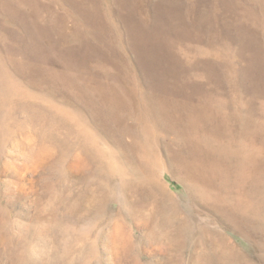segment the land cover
<instances>
[{"label": "bare ground", "instance_id": "obj_1", "mask_svg": "<svg viewBox=\"0 0 264 264\" xmlns=\"http://www.w3.org/2000/svg\"><path fill=\"white\" fill-rule=\"evenodd\" d=\"M39 1L40 0H0V13H7L9 19L16 20L22 26L25 25V31L21 35L14 33L15 35L11 34L12 36L9 35L10 37H4L0 34V38H4V40L10 38L11 40L8 44H6V42L3 43L4 41L2 42V39L0 40L1 94H4L6 90L5 94L10 97L9 90L15 87V83H18L17 81L19 79L14 78L12 72L20 74L24 79L20 80L21 82L23 81V83L27 85L29 83L38 87V89H47L51 93H57L58 88H65L71 95L73 94V97L75 96L85 104L99 126L104 127L108 132L117 133L118 135H115L121 140L124 135H129V137L130 135L132 136L129 142L121 141L122 149L124 150L123 153L129 152V155H127L130 157L131 161H139L137 163H141V161L148 159L149 156V138L145 135V128L157 126L165 132V129H167L174 134L172 140L179 144L181 148H187L189 151L187 154L180 152L181 155L178 156V162H175L176 160L174 162L181 167V172L182 168L186 170L184 171V178L192 181L196 186H200L201 183H203V186L206 184L205 180H203V171L201 167L198 166V163L200 160L204 161L207 158L210 159L215 153L214 150H203L201 147L203 142L199 139L200 136L198 135V139L190 137L188 134L190 129H192L193 133H198L203 129L209 131L210 134H213L212 138L216 141V144L218 143L219 146L225 145L236 150L237 154L235 157L246 161L247 164L254 161L259 165L263 164L264 123L262 118H256L257 116L253 118L254 122L250 121L251 123H248L245 120V116L248 117L247 114H251V117L259 110L264 112V0H253L255 3H252L246 9L242 10L239 16H235V19L229 22H227V19L232 14L227 11V7L231 10H236L237 8L243 9L245 5H243L241 0H231L228 2L224 12H220L219 0H192V2L190 0L189 3L184 2L180 6L177 5L179 13H184L188 16H194L196 18L200 12L206 14L205 17L197 19L198 21L195 19V22H186L182 20H180V22L177 20L178 17L177 19H175L176 17L170 18L171 14L177 10L171 9L169 6L175 3L176 0H160V3L164 6H161L163 7L162 11H159L160 8L157 9L158 15L156 18L158 21L155 23V26H151L152 24L149 20H147L148 22L141 21V19L137 20L139 12L137 13L134 11L135 9H133L134 3L137 0H106L107 7L113 4L118 6V8L123 11L124 15L129 14L127 23L133 24L131 27L132 29H123V25L118 26L120 28L119 31L123 32L118 40V37L116 38L114 33L115 26L111 24L113 26L112 28L108 22H105V17H101L100 8L98 7L99 4L97 6V0H59L63 1L61 5L67 3L73 13H75V20H73L70 25H68V16L59 13L51 3L42 4ZM25 6L30 9L31 13L27 12L24 14V11L22 12L20 10L21 7L23 8ZM128 7L129 10H127ZM109 8L110 7H108V10ZM140 8H137V10ZM215 8L217 9L214 11ZM2 10H4V12ZM146 12H148L147 7L144 8V13ZM259 12L262 20L260 28L254 29L248 27L247 21L249 19L257 20ZM43 13H47L45 21H42L40 18ZM110 14L113 17V14L117 16L118 13H115L114 8L110 11ZM140 15L142 16V14ZM115 20L113 23L119 25ZM208 26H212V28L210 29ZM150 27H152L154 34H151ZM2 28L6 29L5 27ZM215 29L216 33L213 34L212 31L214 32ZM224 32L227 34H223ZM209 34H211L210 37H208ZM235 34H240L241 36L238 37ZM207 38L211 39L208 40ZM189 39L197 40L198 43L187 41ZM129 40L137 43L135 50L133 42ZM127 44L134 50L141 64L143 63L140 58H145L147 60L149 70H143V74L146 75L147 78L143 79L144 77H141V79L147 82L145 84H148V87L144 88L143 85L140 86L139 78L135 75H130L129 68L125 66V61L123 55L119 51V46L123 48V46H128ZM3 51H7V55L4 54V56ZM151 53L155 56H152ZM181 53L185 57L193 55L192 57L195 58L198 56V65L191 63L188 59L181 62ZM152 58L155 59L154 62L151 61ZM121 59L123 60L122 62ZM52 63L58 67H47V65H53ZM105 63H109L110 66L105 65ZM121 63L123 64V68L121 67ZM5 66H10L13 69L7 68L8 70H5ZM192 69H197V73L191 74L190 71ZM195 76L203 77L204 81L201 83L196 80L198 83H191L189 80ZM225 86L229 87L226 91ZM66 93L64 92L63 94ZM169 95H180L183 99L173 100L168 98ZM243 95H248V101L256 99L260 100L262 103H258L260 106L255 111L252 102L249 106V102L246 100L248 102L247 106L244 110H241L240 108L242 106L239 107L240 103L236 101V99ZM34 96L38 97L36 95ZM230 97L233 101H228V99L224 101V98L230 99ZM5 100L6 103H8L9 100ZM80 100L79 104L81 102ZM6 103L2 102L0 98V109L5 107ZM25 104L26 103H24V105ZM28 106L27 104V107ZM129 109L130 112H126ZM46 110L44 109V111ZM44 111H42V113ZM240 111H245L244 115L240 116ZM33 114L35 115V112ZM46 114L44 115L46 116ZM34 115L32 116L34 117ZM0 116L2 115L0 114ZM123 123L126 124L128 129H123L121 127ZM133 125H135L138 130L132 129L134 128ZM237 125L238 127L235 128ZM6 128L5 123L0 125L1 130H5ZM140 128L142 130H140ZM193 135L196 137L195 134H192V136ZM200 152L204 153L205 156L207 155V158L205 159V157L200 155ZM223 154L224 153H222V156ZM127 155L125 154V156ZM214 159L217 160L215 157ZM195 160L197 161L196 163H194ZM150 161L153 163V160ZM211 161L209 160V163ZM256 176H258V174ZM123 177L124 176H122V178ZM107 180L110 181V176L107 177ZM210 180L211 179H209L208 182ZM100 181L102 182V180ZM151 181L149 179L148 182ZM243 181L245 180L243 179ZM134 184L135 183H133V185ZM153 184L155 185V183ZM89 186H91L90 183L87 184L88 190ZM151 186L153 187L152 184ZM105 187L106 185L104 186L103 184H100L99 187H91L95 196L91 199L89 208L97 211V216L100 217L101 214H105L101 213V206L105 204L108 196L106 190L104 191ZM203 188L208 189L209 184L208 187L206 186ZM133 191L136 195L139 194L137 193L136 187L133 188ZM200 191V199L203 202L213 201L212 207L223 220L230 223L243 236L255 241V245L258 247V253L256 252L250 257L244 255V253L239 252L225 237L207 227H201L195 231L193 235L190 234L187 229L185 217L180 215L174 203L172 204V201L168 207L163 206L159 214H155V216L148 214V217L140 221L143 223L146 230H144L145 233L142 236H139L143 244L147 242L154 243L155 245L153 244V246L161 255L160 262L166 264H185L186 262L187 264H264V253L262 252L264 251L263 211L259 208H254L252 211L241 210L236 208L233 202L231 203L229 201V197L224 196L225 193L222 195V193L219 194V192L216 193V191L214 193L210 190L209 192H206L207 190ZM223 191L225 190L223 189ZM143 193H145V191ZM131 197L133 198V196ZM161 197L163 196L161 195ZM79 203L80 202H74V204H77L76 206H79ZM82 203L86 206V201ZM125 203H128V201L126 200ZM131 210L134 209L131 208L129 213H131ZM168 214H170L171 218L177 216L178 222L170 223V217L166 216ZM112 218H114V216ZM6 222L0 221V229L8 231L11 225H8ZM53 222V220L48 219L43 223ZM103 224L104 223L100 222L98 219L92 228L88 227L89 229L81 228L78 230L79 225L70 226L72 227L70 231H73L76 236L80 235L78 234L79 232L81 235H85V238L81 236L83 240L80 246L75 248L77 252L75 256L71 253L72 248H70V250L63 244L64 242H69L70 231H68V229L65 230L61 225L46 224L43 227V234H51L54 236L49 245L50 249L47 251L44 249V251L42 250L45 256L39 264H64V261L67 262V264H90L91 260L87 259L89 257V255L87 257V254L96 251L94 244L98 242L101 246L104 245L106 250V244H108L110 240L111 242L117 240L113 237H118L121 241L119 250L120 260L129 261V264H142L137 255L141 243L137 239L135 240L134 237H121L122 235H119L120 226L117 222L114 223V228L113 226L111 227L114 229L113 231H115V234L113 231L108 230L109 228L106 229V226ZM164 224L166 225V229H162ZM20 229L21 228H19V230ZM160 232H164L166 236L172 234L175 237H181V239L176 240L167 238ZM196 232L197 236H195ZM18 233L20 234L18 236L22 235V233ZM61 234L63 235L62 237H60ZM7 236L12 237V234H7ZM91 237H93V239ZM74 240H76V237ZM189 240L192 242L191 246L187 244ZM42 245L47 246L45 243ZM188 247H190L191 250H189ZM95 264H99L98 261L95 262ZM145 264L150 263L146 262ZM153 264L157 263L155 262Z\"/></svg>", "mask_w": 264, "mask_h": 264}, {"label": "rangeland", "instance_id": "obj_2", "mask_svg": "<svg viewBox=\"0 0 264 264\" xmlns=\"http://www.w3.org/2000/svg\"><path fill=\"white\" fill-rule=\"evenodd\" d=\"M230 1L231 0H219L220 12L225 11V6L228 5V2ZM241 1L243 5H245L243 9L237 8L236 10H231L229 7H227V11H229L232 14L231 16L228 17L227 22L234 20L235 16H239L242 10L246 9L252 3H255L253 2V0H241ZM39 2H41L42 4L51 3L54 6V8L57 11H59V13L68 16L69 17L68 25H70L72 21L75 20V13H73V11L71 10L70 6L67 3H63V5H61L63 1H59V0H53V1L40 0ZM184 2L189 3L190 0H181V1L176 0L175 3L169 6V8L178 11L177 5L180 6ZM106 3H107L106 0H101V1L97 0V6L99 4L98 7L100 8L101 17L102 18L105 17L104 18L105 22H108L112 28H113L112 25L115 26L114 33H115V37L116 38L118 37L117 38L118 40L119 37H121V34H123V32L119 31L120 28L118 26L123 25L124 27L123 29H132L131 27L133 24L127 23L129 14L124 15L123 11L120 8H118V6L113 4L108 6L110 7L108 10ZM161 6L164 5L160 3V0H146V1L137 0L134 3L133 9H135L134 10L135 12L137 13L139 12L138 14L139 19L137 18V20L140 19L141 21L149 20V22H151L152 24L151 26H155V23L158 21V19L156 18L158 15L157 9L160 8L159 11H162L163 7ZM145 7L148 8V12L146 13H144ZM114 8H115V13L118 14L117 16H114L113 14L112 17L110 11ZM137 8H140L141 10L138 9L140 10L138 11ZM28 9L29 8L27 6L20 8L22 12L24 11V14H26L27 12L31 13L30 9L29 10ZM216 9L217 8H215L214 11ZM127 10H129V7L127 8ZM2 11L4 12V10ZM177 11H174V13L176 14L174 13L172 14H174L175 16L171 14L170 18L176 17L175 19H177L178 17L177 20L179 21L182 20L186 22L187 21L195 22V19L197 20L199 18H203L206 16L205 13L200 12L198 16L195 18L194 16H188L185 15L184 13H179V11L178 12ZM260 12L258 14L257 20L249 19L247 21L248 27L254 29L260 28V23L262 21L260 17ZM140 14H142V16ZM40 18L42 21H45L46 20L45 18H47V13H43V15ZM114 20L119 25H115L113 23ZM2 27H5L7 30L3 29ZM208 27L210 29L212 28V26H208ZM150 28H151V34H154L152 27ZM216 29L214 30V32L212 31L213 34L216 33ZM24 31H25V25L22 26L16 20L14 21V19L12 20L9 19L7 13H2V14L0 13V34L2 36L10 37L15 34L21 35L24 33ZM223 34H227V33L224 32ZM235 35L238 37L241 36L240 34H235ZM210 36L211 34L208 35V37ZM211 38H207V39L210 40ZM0 40L2 42L4 41L3 43L6 42V44H8L9 41L11 42L10 38H6V40H4V38H0ZM129 41L133 42L132 40ZM187 41L198 43L197 40L194 39H189ZM133 46L135 50L137 47V43L133 42ZM120 47L121 46H119V51L123 55L126 68H129L130 75L132 76L135 75L136 77L139 78L140 86L143 85L144 88L148 87L149 85L145 84L147 82L143 80L147 78V76L143 74V70L146 69L149 70V65L147 64V60L145 58H140L143 63L141 64L137 56L135 55L134 50L129 45L123 46V48ZM4 54L7 55V51L5 52L3 51V55ZM151 55L155 56L153 53H151ZM192 56L185 57L181 53L180 61L183 62L185 59H188L191 63L198 65L199 57L197 56L193 58ZM122 61L123 60L121 59V62ZM151 61L154 62L155 59L152 58ZM105 65L110 66L109 63H105ZM50 66L51 67L55 66L56 68L58 67L54 64L49 66L47 65V67ZM121 67L123 68L122 63H121ZM4 68L5 70H8L10 68L13 69L10 66H5ZM190 72L191 74H196L197 69H192ZM12 76L14 78H18L19 80L18 81L14 80L17 81L18 83H15V87L12 88V90L14 89L13 92L12 90H9L11 96L9 97L7 94H5L6 90L4 94H1V88H0V95H1L0 98L2 102L6 103L5 99L9 100L8 103H6V106L0 109V114L2 115L0 116V121H1L0 125L5 123L7 127L5 130L0 129V134H1L0 136V141H1L0 142L1 143L0 144V221H5V222L8 221L6 223H8V225H11V227L13 226L12 229L9 226L8 231H4L3 229H0V264H39V262L42 259H44L45 256L42 253V250L44 249L47 251L50 249L49 245L51 243L52 237L54 236L51 235L50 233H49L50 235L43 234V227L46 224L61 225L62 228H65V230L68 229V231H70L72 229V227L70 226L73 225H79L78 230H80L81 228H85V229L86 228L89 229L88 227L92 228V226L95 225L98 219L100 222L104 223L103 225L106 226L105 228L106 229L109 228L108 230L110 231L114 230L113 225L115 222H117L118 225L120 226L119 235H122L121 237H126V238L134 237L135 240L137 239L141 243L137 255L142 264H145L146 262H149L150 264H153L155 262L157 264H166L160 262L161 255L156 251L155 247L153 246L154 243L152 244V242H147L146 244H143V242L139 239V236H142L146 231L145 227L143 226V223H141L140 221L141 220L143 221L144 218L148 217V214H152L154 216L155 214H159L161 208L163 206L168 207L171 201L172 204L174 203V205L176 206V209L180 213V215L185 217L187 229L190 234L193 235V233L201 227H207L209 229H212V231H215L219 233L221 236L225 237L239 252L244 253V255L250 257L253 256L256 252L257 253L259 252L258 247L255 245L254 240L252 241V239L243 236L242 234L239 233V231L235 227H233L227 221L223 220L221 216L217 213V211L212 207L213 201L203 202L200 199L199 193L201 192L200 190L202 191L207 190L206 192H209L210 190L213 193L216 191V193L219 192V194L222 193V195H224L225 193L224 196L229 197L230 198L229 201L231 203L233 202L234 203L233 205L236 208H239L241 210H249V211H252L254 208H259L264 213V195H263L264 194V150H263V164H261L262 166L257 164V162L255 161L247 164L246 161L237 159L235 157V155L237 154L236 150L231 149L225 145L219 146L218 143L216 144V141H214L212 138L213 134H210L209 131L203 129L204 131L202 130L198 133H193L192 129H190L189 130L190 132L188 133L190 137L197 139L199 136L201 137V138L199 137V139L203 142V144L201 145L203 150H214L215 153L209 159L207 158V155L205 156L204 153L200 152V155L205 157V159L207 158L204 161L200 160V162L198 163V166L201 167V170L203 171L204 174L203 180H205L206 184L203 186V183H201L200 186H196L195 183L184 178V174H185L184 171L186 170L182 168V172H181L180 169L181 167H179L175 163L178 162V156L181 155L180 152L187 154L189 151L187 150V148H181L179 144L175 143L172 140V138H174L173 132L171 133V131L167 129H165L166 132L162 131L157 126L146 127L144 131L146 133L145 134L146 137L148 136L149 138L148 152L150 157L148 156V159L141 161L142 164L137 163L139 162L137 160L131 161L130 157L128 156L129 152L123 153L124 150L122 149V142L131 141L132 139L131 135L130 137L129 135L126 136L124 135L122 137L123 140L122 141L118 136L115 135L117 133L114 132L112 133L111 131L108 132L107 129H104V127L99 126V124L93 119L91 112L86 108L85 104H83L82 101L76 98L75 96L73 97V94L71 95V93H69L65 88L63 89L58 88L57 93L56 92L51 93L47 89H41V88L38 89V87H35L29 83L27 85L23 83V81L21 82L20 80H24V79L17 72H12ZM141 77L144 78L141 79ZM195 77L194 78L192 77V79L189 81H191V83L193 84L198 82L202 83L204 81L203 77L201 76H195ZM141 80L144 82L145 85ZM228 89L229 87L225 86V91ZM64 92L67 93L63 94ZM34 95L38 97H35ZM247 96L248 95H243L242 97L236 99V101L240 103L239 107L242 106L240 109L244 110V108L247 106V103L249 102L248 105L250 106L252 102V106H254L256 111L262 102L256 99L252 101L251 100L248 101ZM231 97L230 99L224 98V101H227V99L228 101H233ZM168 98H171L173 100L183 99V97H181L180 95L179 96L169 95ZM79 100L81 101L80 102L81 105L79 104ZM26 101L28 102L30 101V102L28 103ZM24 103H26L25 104L26 106L24 105ZM30 103L33 105H31ZM27 104L29 105L28 107ZM23 107L25 108V111ZM28 109L31 110L29 111ZM44 109L47 110L44 111ZM42 111L44 112L42 113ZM34 112L37 117L33 114ZM126 112H130V109ZM239 113L241 116L244 115L245 111H240ZM263 113L264 112H261L259 110L255 113V115L251 117H250L251 114L250 115L247 114L248 117L245 116L246 118L245 120L248 123H251L254 122L253 118L257 116L256 118L261 117L264 123ZM44 114H46V116ZM32 115H34L35 119ZM121 127L123 129L127 128L125 123H123ZM133 127L134 128L132 129L138 130L135 127V125H133ZM236 127H238V125L235 126V128ZM140 130L142 129L140 128ZM192 134H195L196 137H194V135L192 136ZM205 137H207L209 140ZM211 138L212 140L210 141ZM152 145H154L155 147ZM120 151L122 154L120 153ZM221 152L224 153L223 156ZM125 154L128 155L125 156ZM214 157L217 160H215ZM150 160H153V163ZM209 160L212 161L209 163ZM196 162L197 161L195 160L194 163ZM88 171H89V175H88ZM257 174L258 176H256ZM106 176L107 177L110 176V181L107 180ZM122 176L124 177L122 178ZM134 176L136 177L138 183L135 180ZM149 179L150 181L152 179V181L148 182ZM209 179L211 180L208 182ZM243 179L245 181H243ZM100 180H102V182ZM133 180L136 182H134ZM89 183L91 184V186H89V190H88L87 184ZM133 183L135 184L133 185ZM153 183H155V185ZM100 184H103L104 186L106 185L107 188L105 187L104 191L106 190V193H108L105 204L101 206L102 207L101 213H105V214H101V217L97 216L98 214L97 211L91 210L89 208L91 204V199L93 198V196H95L94 195L95 193L91 190V187H97V186L99 187ZM123 184L126 190L123 188ZM151 184L153 185L154 188L151 186ZM208 184H209V188L204 189L203 187L206 186L208 187ZM135 187L137 189V193H139L140 195L139 194L136 195L134 193L133 188ZM223 189L225 191H223ZM146 190L147 192L149 191L148 194ZM144 191L145 193H143ZM161 195L163 197H161ZM131 196H133V198ZM126 200L128 201V203H125ZM83 201H86V206L83 205L82 203ZM74 202H80L79 203L80 205L76 206L77 204H74ZM244 203L246 204V206ZM131 208L134 210H131V213H129V210ZM174 211L176 212L175 209ZM113 216L114 218H112ZM166 216L170 217V214ZM48 219H51L54 222L43 223ZM169 222L170 223L178 222V217L177 216L172 218L170 217ZM112 226L113 228H111ZM19 228L21 229L19 230ZM162 229H166L165 224ZM6 232L7 234L11 233L12 237H8ZM18 232L22 233V235L18 236L20 235ZM113 232L115 234V231ZM160 233L167 238H172L176 240L181 239V237H175L172 234L166 236L164 232H160ZM78 234L80 235L76 236L73 231H70L69 232L70 243L69 242L63 243L64 246L67 247L68 249L72 248V250L71 249L70 250L74 256L77 254L75 248H78V246H80L81 241L83 240L81 239V236L82 238H85L84 234L81 235L80 232ZM62 236L63 235L61 234L60 237ZM195 236H197V232L195 233ZM75 237L76 240H74ZM91 238L93 239V237ZM113 238L117 240H114L112 242L110 240V242L106 244V248H107L106 250L104 245L101 246V244L98 242L94 244L96 251L87 254V257L89 255L87 259L91 260L90 264H95V262L97 261L99 264H129V261L120 260L119 250L121 247L120 244L121 241L118 239V237H113ZM43 243H45L47 246L42 245ZM187 244L188 246H191L192 242L189 240ZM188 249L191 250L190 247H188ZM262 252L264 253V251ZM59 253L62 254L61 252ZM64 264H67V262L64 261ZM185 264H187V262Z\"/></svg>", "mask_w": 264, "mask_h": 264}]
</instances>
